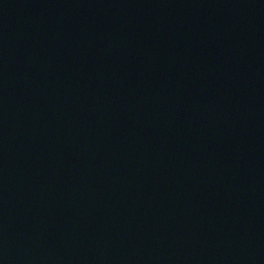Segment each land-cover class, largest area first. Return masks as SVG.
Returning a JSON list of instances; mask_svg holds the SVG:
<instances>
[{
    "label": "water",
    "instance_id": "95a60500",
    "mask_svg": "<svg viewBox=\"0 0 264 264\" xmlns=\"http://www.w3.org/2000/svg\"><path fill=\"white\" fill-rule=\"evenodd\" d=\"M0 264H264V0H0Z\"/></svg>",
    "mask_w": 264,
    "mask_h": 264
}]
</instances>
